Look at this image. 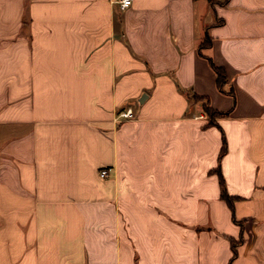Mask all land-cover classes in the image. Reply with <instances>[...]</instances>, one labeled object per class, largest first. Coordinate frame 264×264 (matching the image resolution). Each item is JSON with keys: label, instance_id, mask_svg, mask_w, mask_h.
I'll return each instance as SVG.
<instances>
[{"label": "crops", "instance_id": "1", "mask_svg": "<svg viewBox=\"0 0 264 264\" xmlns=\"http://www.w3.org/2000/svg\"><path fill=\"white\" fill-rule=\"evenodd\" d=\"M0 264H264V0H0Z\"/></svg>", "mask_w": 264, "mask_h": 264}, {"label": "trees", "instance_id": "2", "mask_svg": "<svg viewBox=\"0 0 264 264\" xmlns=\"http://www.w3.org/2000/svg\"><path fill=\"white\" fill-rule=\"evenodd\" d=\"M209 47H210L209 37L208 36H205L204 41L198 47V52H199V54L201 56L205 57L209 61L211 67L213 68V70H214V72L216 74V84H217V87L219 88V90H223V84L225 82V74H224L223 69L220 68V67H216L211 62L210 56L205 55L202 52V50L207 49ZM231 94H232V92H231ZM188 95L191 96L195 100H203V98H201L199 96H196V95H193V94H189V93H188ZM203 110H204L205 114L209 118L208 124H213L214 119L216 117H219V116H222L223 115V112H220V111L215 110L214 108H211L210 106H208L207 102L204 104ZM225 151H226V148H225V144L223 143V145H222V147L220 149V152H219V158L225 153ZM218 174H219V183H220L221 186H223V179H222L219 171H218ZM221 198H223L227 202H230L229 196L224 191L221 192ZM232 247H233V251L235 252V245H234V243L232 244Z\"/></svg>", "mask_w": 264, "mask_h": 264}, {"label": "built area", "instance_id": "3", "mask_svg": "<svg viewBox=\"0 0 264 264\" xmlns=\"http://www.w3.org/2000/svg\"><path fill=\"white\" fill-rule=\"evenodd\" d=\"M116 2H117V4L119 5V7L121 9H124V8H126V7L131 5L132 0H116ZM130 115H131V111L128 109L126 111L121 112L119 114V117L126 118V117H128ZM106 175H107V170H104V169L100 170V172H99V176L100 177L104 178Z\"/></svg>", "mask_w": 264, "mask_h": 264}, {"label": "rangeland", "instance_id": "4", "mask_svg": "<svg viewBox=\"0 0 264 264\" xmlns=\"http://www.w3.org/2000/svg\"><path fill=\"white\" fill-rule=\"evenodd\" d=\"M200 117H202V116H200Z\"/></svg>", "mask_w": 264, "mask_h": 264}]
</instances>
